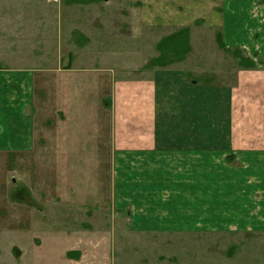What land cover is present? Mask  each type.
I'll list each match as a JSON object with an SVG mask.
<instances>
[{
  "label": "crops",
  "instance_id": "0c3cea01",
  "mask_svg": "<svg viewBox=\"0 0 264 264\" xmlns=\"http://www.w3.org/2000/svg\"><path fill=\"white\" fill-rule=\"evenodd\" d=\"M211 3L225 49L256 67L0 66L2 228L93 201L146 232L264 235V0Z\"/></svg>",
  "mask_w": 264,
  "mask_h": 264
},
{
  "label": "rangeland",
  "instance_id": "374dc122",
  "mask_svg": "<svg viewBox=\"0 0 264 264\" xmlns=\"http://www.w3.org/2000/svg\"><path fill=\"white\" fill-rule=\"evenodd\" d=\"M213 20L211 0H0V66L106 67L125 78L145 60L242 66L249 57L225 49ZM91 204L18 231L0 224V264H264L263 234L146 232Z\"/></svg>",
  "mask_w": 264,
  "mask_h": 264
},
{
  "label": "trees",
  "instance_id": "16d2710c",
  "mask_svg": "<svg viewBox=\"0 0 264 264\" xmlns=\"http://www.w3.org/2000/svg\"><path fill=\"white\" fill-rule=\"evenodd\" d=\"M234 51L236 52L237 55L242 57L241 50L234 49ZM242 58H243V61H242V65L243 66L250 67V68L256 67V63L253 60H251L250 58H247V57H244V56Z\"/></svg>",
  "mask_w": 264,
  "mask_h": 264
}]
</instances>
